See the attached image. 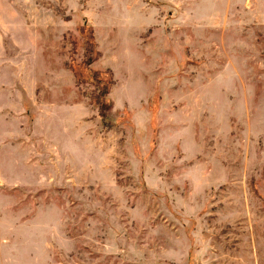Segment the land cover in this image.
Segmentation results:
<instances>
[{"label":"rangeland","instance_id":"374dc122","mask_svg":"<svg viewBox=\"0 0 264 264\" xmlns=\"http://www.w3.org/2000/svg\"><path fill=\"white\" fill-rule=\"evenodd\" d=\"M0 264H264V0H0Z\"/></svg>","mask_w":264,"mask_h":264},{"label":"trees","instance_id":"16d2710c","mask_svg":"<svg viewBox=\"0 0 264 264\" xmlns=\"http://www.w3.org/2000/svg\"><path fill=\"white\" fill-rule=\"evenodd\" d=\"M86 51H87V53H88V57H87V59H86V64L89 65V64H91L92 61H93L92 58H91L92 50L86 48ZM92 75H94V73H92ZM106 93H107V90H105V91L103 92V94H106ZM95 102H96L95 110H96L97 114H98L101 118H103V117L105 116L104 112H105V110H106V108L103 107V106H104V103H100V102H98V101H95Z\"/></svg>","mask_w":264,"mask_h":264}]
</instances>
